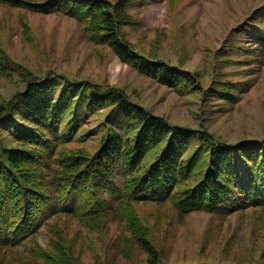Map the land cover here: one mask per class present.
Returning a JSON list of instances; mask_svg holds the SVG:
<instances>
[{
	"label": "rangeland",
	"instance_id": "rangeland-1",
	"mask_svg": "<svg viewBox=\"0 0 264 264\" xmlns=\"http://www.w3.org/2000/svg\"><path fill=\"white\" fill-rule=\"evenodd\" d=\"M126 12L122 34L138 53L163 60L168 69L141 72L108 44L92 40L86 21L62 10L42 13L0 2V105L26 89L30 73L59 74L61 80H52L54 96L82 81L123 90L152 114L196 132L183 157L199 152L200 161L173 193L206 173L209 144L199 132L231 144L264 139V0H131ZM172 69L189 72L195 84H174L168 80ZM110 108L82 112L76 132L45 149L49 165L59 167L57 157L92 156L110 126L133 135ZM0 136L9 146L20 144L2 127ZM165 142L150 148L143 164ZM116 173L123 185L127 177L120 169ZM83 192L77 201L90 197L87 204L73 212L49 211L35 233L19 244L0 245V264H148L140 231L161 264H264V205L183 212L178 192L165 200L120 202L92 184Z\"/></svg>",
	"mask_w": 264,
	"mask_h": 264
},
{
	"label": "trees",
	"instance_id": "trees-1",
	"mask_svg": "<svg viewBox=\"0 0 264 264\" xmlns=\"http://www.w3.org/2000/svg\"><path fill=\"white\" fill-rule=\"evenodd\" d=\"M0 2L42 13L62 10L86 21L92 40L108 44L123 61L141 72L156 74L160 71L155 69L169 68L163 60L138 53L122 34L121 23L125 17L129 18L126 8L131 0ZM170 76L168 80L180 86L195 84L187 71L172 69ZM59 77L57 73L43 78L30 73L26 89L18 92L8 105H0V127L20 142L9 146L5 137L0 136V245L19 244L35 233L49 211L73 212L87 204L90 197L82 199L83 188L88 184L95 191L100 189L110 197H117L119 202L133 198L165 200L200 161L199 152L192 158L183 157L196 134L194 129L168 123L112 86L74 82L62 86L54 96L57 83L52 80H61ZM107 105L111 106L114 117L122 119L125 130L133 129L134 134L125 135L115 124L118 127L110 126L102 146L92 156L57 157L59 167L49 165L44 154L53 140L71 136L74 128L76 132L82 112ZM198 136L209 144L205 150L207 170L198 183L173 193H179L175 200L182 211L225 212L264 205V139L231 144L217 141L206 132H199ZM162 140L166 142L157 150L156 158L148 165L143 164L148 150L160 145ZM118 169L127 177L123 185L116 182ZM41 176L45 180L39 179ZM79 195L82 201H77ZM55 198L57 203L52 201ZM135 218L140 226L137 215ZM138 239L149 253L148 264H161L148 237L140 231Z\"/></svg>",
	"mask_w": 264,
	"mask_h": 264
}]
</instances>
